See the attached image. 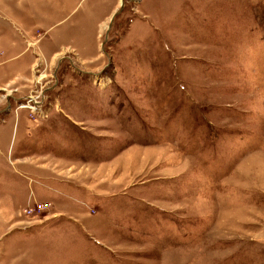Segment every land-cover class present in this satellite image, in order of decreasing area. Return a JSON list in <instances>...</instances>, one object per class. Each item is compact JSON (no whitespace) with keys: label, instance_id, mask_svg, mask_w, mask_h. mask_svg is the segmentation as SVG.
<instances>
[{"label":"rangeland","instance_id":"374dc122","mask_svg":"<svg viewBox=\"0 0 264 264\" xmlns=\"http://www.w3.org/2000/svg\"><path fill=\"white\" fill-rule=\"evenodd\" d=\"M0 128V264H264V0H0Z\"/></svg>","mask_w":264,"mask_h":264},{"label":"crops","instance_id":"0c3cea01","mask_svg":"<svg viewBox=\"0 0 264 264\" xmlns=\"http://www.w3.org/2000/svg\"><path fill=\"white\" fill-rule=\"evenodd\" d=\"M1 131L4 130V128H0ZM8 135H9V146H10V128H8ZM0 148H1V140H0ZM9 148V147H8ZM7 155V153H5L4 157Z\"/></svg>","mask_w":264,"mask_h":264},{"label":"water","instance_id":"95a60500","mask_svg":"<svg viewBox=\"0 0 264 264\" xmlns=\"http://www.w3.org/2000/svg\"><path fill=\"white\" fill-rule=\"evenodd\" d=\"M122 3H123V0H122ZM118 11L116 10L113 15H112V18L114 17V15L117 13Z\"/></svg>","mask_w":264,"mask_h":264}]
</instances>
